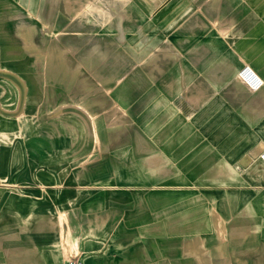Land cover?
<instances>
[{
    "label": "crops",
    "instance_id": "1",
    "mask_svg": "<svg viewBox=\"0 0 264 264\" xmlns=\"http://www.w3.org/2000/svg\"><path fill=\"white\" fill-rule=\"evenodd\" d=\"M164 5L156 11L158 37L148 33L154 25L140 28L146 58L123 48L133 61L141 58L158 71L175 65V87L160 94L190 111L189 122L181 124L189 131L169 138L165 158L176 161L170 162L174 173L187 175L190 183L168 195L162 169L158 199L152 200L149 163L138 173L143 186L132 191L60 185L53 176L67 175V164L56 172L55 160L66 152L39 155L37 145L40 136L52 147L69 142V121L68 134L58 138L55 123L41 126L32 105L39 99L27 87L22 115L0 114V181L12 185H0V264H63L73 258L84 264H264V0H175L172 18L161 19ZM172 22L174 39L165 36ZM164 40L173 41V54L168 47L155 49ZM246 66L263 82L256 91L238 77ZM14 89L15 100L13 92L4 93L11 102L0 92L4 109L14 103L15 111L21 108L23 89ZM93 172L85 182L95 181Z\"/></svg>",
    "mask_w": 264,
    "mask_h": 264
},
{
    "label": "rangeland",
    "instance_id": "2",
    "mask_svg": "<svg viewBox=\"0 0 264 264\" xmlns=\"http://www.w3.org/2000/svg\"><path fill=\"white\" fill-rule=\"evenodd\" d=\"M174 1L0 0V71L22 78L33 98L39 99L32 105L40 117V125L55 123L57 138L68 134L66 123L69 121V142L65 140L63 144L60 140L52 147L40 136L42 140L37 145L39 155L66 152V157L55 160L56 172H61L67 164V175L53 176L60 185L63 182L84 190L119 187L121 191H132L143 184V177L138 173L143 164L149 163L152 181L148 191L152 200L158 199L157 182L162 169L167 173L168 195L171 188L190 183L187 175L174 173L170 162L176 161L165 158L169 138L189 131V127L184 129L181 124L189 122L190 111L176 108L173 96L160 94L164 89L169 93L168 89L175 87V80L170 79L175 65H161L163 71H158V65H147L141 58L133 61L123 48L129 47L131 53L146 58L145 37L140 28L154 25V31L148 29V33L158 37L159 13L156 11L166 3L161 19L172 18ZM67 3L75 6L74 15L68 12ZM173 23L165 36L174 39ZM158 46L168 47L174 53L173 41L169 44L164 40L155 49ZM127 58L131 62L127 63ZM155 68L157 71H152ZM17 86L24 88L0 75L1 93L11 91L14 94L11 98L15 100ZM5 98L10 97L5 95ZM14 104L8 106L11 111L17 108ZM116 105L118 109H114ZM0 114L11 118L20 116L16 112L2 114L0 111ZM63 119L65 125L62 128L60 124L59 128L58 121ZM94 153L99 158L90 160V154ZM34 162L37 164V158ZM190 162L186 160L185 164L189 166ZM87 172L96 176L94 182L84 181ZM0 185L12 186L8 180L0 181Z\"/></svg>",
    "mask_w": 264,
    "mask_h": 264
},
{
    "label": "built area",
    "instance_id": "3",
    "mask_svg": "<svg viewBox=\"0 0 264 264\" xmlns=\"http://www.w3.org/2000/svg\"><path fill=\"white\" fill-rule=\"evenodd\" d=\"M241 82H243L248 88L253 91L258 90L262 87L263 82L253 70L246 66L238 74ZM261 160L264 162V151L260 155ZM63 264H84L81 260L73 258L65 261Z\"/></svg>",
    "mask_w": 264,
    "mask_h": 264
},
{
    "label": "bare ground",
    "instance_id": "4",
    "mask_svg": "<svg viewBox=\"0 0 264 264\" xmlns=\"http://www.w3.org/2000/svg\"><path fill=\"white\" fill-rule=\"evenodd\" d=\"M69 0H67V2H68ZM71 1V0H70ZM84 3V2H83ZM87 7V6H86ZM74 8H75V6H73V4L72 3H67V10H68V12L70 13V15H74L75 13H74ZM94 8H95V6H94ZM85 9V8H84ZM101 9V8H100ZM92 13V12H91ZM105 13V12H104ZM78 14V13H77ZM99 16V15H98ZM96 18V17H95ZM122 20V19H121ZM119 25H120V23H119ZM9 71V70H8ZM2 73L3 74H5L6 75V77H9L13 82H15V83H18V85H21L22 86V88H23V95H22V98H21V108L19 109V110H14V111H11V110H7V109H4L2 106H0V111L2 112V113H7V114H9V113H14V112H16L17 113V115H20V113H22L23 111H24V106H25V103H26V96L27 95H25L24 93H26L27 92V87H26V83L22 80V78L21 77H19L18 75H16V74H14V73H10V72H4V71H2ZM11 76V77H10ZM20 112V113H19Z\"/></svg>",
    "mask_w": 264,
    "mask_h": 264
},
{
    "label": "water",
    "instance_id": "5",
    "mask_svg": "<svg viewBox=\"0 0 264 264\" xmlns=\"http://www.w3.org/2000/svg\"><path fill=\"white\" fill-rule=\"evenodd\" d=\"M3 75V74H2ZM3 76H6V75H3ZM11 77V76H10Z\"/></svg>",
    "mask_w": 264,
    "mask_h": 264
}]
</instances>
